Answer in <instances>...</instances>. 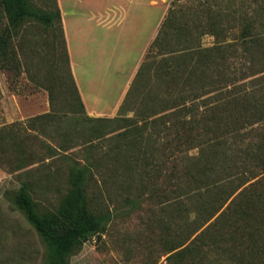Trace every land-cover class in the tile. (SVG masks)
Instances as JSON below:
<instances>
[{
	"label": "trees",
	"instance_id": "obj_1",
	"mask_svg": "<svg viewBox=\"0 0 264 264\" xmlns=\"http://www.w3.org/2000/svg\"><path fill=\"white\" fill-rule=\"evenodd\" d=\"M220 6L174 0L138 71L152 70L161 87H138L136 106L126 109L134 112L129 117L122 111L137 89L131 87L120 116L105 118L86 113L57 3L48 10L32 0H0L1 68L23 72L27 25L46 30L57 25L63 52L50 60L45 86L52 107L54 94H60L69 112L111 127L101 136L96 128L95 138L86 142L106 138L108 149L99 160L88 157L80 164L64 152L67 192L54 208L40 209L29 166L44 160L35 129L36 122L44 129L50 112L0 122V167L10 166L21 176L13 202L46 243L45 264H69L78 248L106 230L119 212L108 199L122 198L127 213L143 199L156 200L176 229L168 252L193 236L191 243L215 247V226L264 214V0H225ZM207 34L215 41L204 46Z\"/></svg>",
	"mask_w": 264,
	"mask_h": 264
},
{
	"label": "rangeland",
	"instance_id": "obj_2",
	"mask_svg": "<svg viewBox=\"0 0 264 264\" xmlns=\"http://www.w3.org/2000/svg\"><path fill=\"white\" fill-rule=\"evenodd\" d=\"M32 1L35 5L48 10H53L57 3L61 15L64 13L69 20L71 46L76 53L73 59L77 60L76 63L83 64V67L80 64L76 66L82 88L86 92L87 87L91 86L94 77L97 76L100 79L99 85L106 86L101 89L103 104L99 110L110 115L105 118L120 116V108L111 115L112 108L139 62L140 52L146 44L156 15L158 12L160 16L164 14L163 22L174 0H152L153 4L159 5L160 9L157 12L155 9L151 11L149 7L142 9V11L147 10L143 12H130L118 8L117 14L121 16V25L117 26L118 29L121 28V39L119 42L114 41L113 38L111 43V39L106 41L110 43V50L104 62V74L96 72L91 77L87 72L90 65L87 63L86 55L80 56V53L85 54L87 47H95L96 41L94 36L84 34V29L82 35L77 27H71V18L74 17L71 15V10L75 1L63 0V8L59 0ZM81 1L87 4L90 0ZM91 1V5L99 6L108 2L112 6L116 2L115 0ZM210 1L215 6H220L224 5L225 0ZM233 1L230 0V3ZM181 2L191 5L199 0H181ZM131 24L135 29L134 34H131ZM22 33L25 43V54L20 52L24 62L23 72H8L0 65V122L28 121L30 118L50 112V121L45 122L44 129H41L42 125L38 122L35 129L43 141L38 143L36 148L44 160L30 164L29 169L31 180L36 186L33 197L39 203L40 209L54 208L65 195L68 187L69 166L62 156L64 152L77 159L80 164H84L88 157L99 160L108 149L105 145L106 138L94 139L92 144L86 142L95 138L92 132L96 128L100 129L97 136H101L111 127L108 126V122L90 121L83 113L76 115L69 112L66 99L60 94H54L52 107L50 94L45 86L48 85L50 60L55 53L61 55L63 52L58 26L54 25L46 30L42 25L30 24ZM75 33L78 37H75ZM53 39L56 40V50H53ZM214 41L213 35L207 34L202 38L204 46L212 45ZM18 46L20 48V45ZM42 56L45 59L41 58ZM156 77L152 70L141 75L136 73L131 87L137 89L133 90L123 113H127L129 117L134 116L132 110L126 109L136 106L138 87H161ZM95 93L96 91H92L93 95ZM99 165L106 168L108 163L102 162ZM0 170L3 172L0 178V264H45L46 243L13 202L21 185V176L10 166L0 167ZM98 180L101 183V177H98ZM107 202L111 208L119 212L103 233L90 238L71 255L69 264H264V214L254 212L235 226H215L214 229L219 232V242L215 247L205 244L198 246L197 242L191 243L195 237L193 236L183 246L168 252L172 243V234L176 229L175 225L168 223V218L156 200H141L140 207L131 213H127L128 206L122 198H117L115 201L108 199ZM161 217L166 223L160 219Z\"/></svg>",
	"mask_w": 264,
	"mask_h": 264
},
{
	"label": "crops",
	"instance_id": "obj_3",
	"mask_svg": "<svg viewBox=\"0 0 264 264\" xmlns=\"http://www.w3.org/2000/svg\"><path fill=\"white\" fill-rule=\"evenodd\" d=\"M63 0H59L61 8H63ZM75 3L72 6L71 15L74 17L71 18V27L76 28L82 33L84 29V34L86 35H92L94 36V40L96 41V46L93 48H86L85 54L82 52L80 53V56L86 55L87 63L90 65L89 70L87 72L89 73L90 77L97 72V74L103 75L104 74V65H105V59H107L108 55L107 52L110 50L109 44L113 41L111 38L117 40V42L121 39V31L118 29V26L121 25L120 23V15L117 14L118 8H122L126 11L130 12H143L147 10L142 9H149L157 12L159 11V5L153 4L152 0L149 2H146L144 0H115L116 2L111 6L108 3L106 5L99 6L97 4L91 5L92 1L90 0L87 4L82 2L81 0H74ZM110 1V0H109ZM63 10V9H62ZM88 10V11H87ZM80 12H83L85 14H82ZM93 14V15H91ZM164 18V14H161V16L158 14L156 15V19L154 20V24H152V28L150 29V34L147 37V41L145 46H143L139 58L138 64L134 68V72L126 82V85L124 86V89L122 90L120 96L117 98L115 105L112 108L111 115L115 113L120 106L123 104L124 99L131 88L132 81L134 80L136 73L138 75V68L140 69L141 63L144 62L145 56L148 52V49L157 36V33L160 28V24L162 23V19ZM117 19H119L117 21ZM63 20V27H64V33H65V39L67 42V47L70 55V65H71V71L74 76L76 85L79 89V92L81 94V98L83 100V103L85 105L86 113L89 116L93 117H105L109 116V114H106L102 110H99L102 106V88L106 87L105 85H99L100 79L95 76L94 80L90 84L91 86L87 87L86 92L84 88H82L77 72H76V66L80 64L83 67L82 63H76L77 60L73 59V56L76 55V53L73 52V48L71 46L72 38H71V32L69 30V20L66 19L65 14L62 15ZM85 24V25H84ZM75 25V26H73ZM118 25V26H117ZM86 30V31H85ZM135 33V29L133 28L131 24V34ZM74 35V34H73ZM78 34L75 33V37ZM83 35V33H82ZM113 35V37H112ZM106 36V37H105ZM78 37V36H77ZM110 40V43L106 42L107 40ZM95 51H92V50ZM75 62V63H74ZM140 66V67H139ZM94 87V88H92ZM101 87V88H100ZM92 91H96V93L93 95ZM107 118V117H106ZM3 176V172L0 170V178Z\"/></svg>",
	"mask_w": 264,
	"mask_h": 264
}]
</instances>
